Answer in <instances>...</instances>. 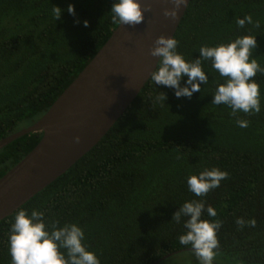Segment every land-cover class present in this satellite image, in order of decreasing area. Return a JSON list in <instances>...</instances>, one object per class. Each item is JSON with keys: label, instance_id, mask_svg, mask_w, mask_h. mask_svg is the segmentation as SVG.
<instances>
[{"label": "trees", "instance_id": "1", "mask_svg": "<svg viewBox=\"0 0 264 264\" xmlns=\"http://www.w3.org/2000/svg\"><path fill=\"white\" fill-rule=\"evenodd\" d=\"M69 4L74 16L67 12ZM111 4L0 0V139L35 122L102 46L118 25L111 20ZM54 6L63 10L58 20ZM245 15L260 27L246 23L238 28L236 20ZM246 34L257 40L250 59L264 67V0H189L172 37L177 51L190 61L198 58L202 45ZM202 68L208 83L191 98L177 99L171 88L154 85L149 77L89 151L0 219V264H11L8 232L19 209L44 212L49 226L76 223L100 264H199L196 259L171 260L191 250L179 243L182 223L171 220L191 200H203L206 208L216 210V217L205 211L202 219L222 222L215 251L264 264V74L253 78L260 88L261 111L233 116L229 107L212 103L223 78L210 61H203ZM160 93L167 97L164 103ZM237 119L248 121V127H238ZM41 135L30 132L2 147L0 176ZM212 167L228 177L196 197L188 190L187 176ZM237 218L255 225L240 227Z\"/></svg>", "mask_w": 264, "mask_h": 264}, {"label": "clouds", "instance_id": "2", "mask_svg": "<svg viewBox=\"0 0 264 264\" xmlns=\"http://www.w3.org/2000/svg\"><path fill=\"white\" fill-rule=\"evenodd\" d=\"M172 8L164 9V16L176 18L177 12L185 0H171ZM143 9L140 0H112L110 13L114 24L135 26L143 22ZM62 9L54 6L52 12L56 20L60 19ZM67 12L75 15L74 6L69 4ZM254 22L250 15L236 20L238 28ZM87 26V21H84ZM178 41L172 37L159 36L150 48V55L156 57L154 70L150 80L154 85H162L173 90L174 96L191 98L193 93L201 91V85L208 83V75L202 68L203 61H210L222 83H217L212 103L225 105L231 109V115L239 112L259 113L261 111L259 84L253 79L257 73L264 74L262 67L255 58H251L252 50L257 47L256 35L237 36L227 43L214 46L202 45L198 58L186 61L177 51ZM183 81V83H181ZM166 95L160 93L158 99L164 103ZM240 128H247L248 121L237 119ZM79 142V137L74 138ZM228 177L226 171L212 167L205 168L198 174H190L186 178L188 190L196 197L206 195L210 190L218 188L220 182ZM209 217H216V210L205 207L203 200L185 201L172 215V221L183 225V233L178 237L182 246H190L199 264H213L215 250L219 247L217 232L222 226L219 220L202 219L204 212ZM186 218V219H182ZM255 225L254 220L245 221L237 218L236 224ZM51 227V231H49ZM85 233L76 223H65L57 227L45 222V213L32 210L29 214L24 209L15 213L8 232V252L11 264H100L95 252L88 250Z\"/></svg>", "mask_w": 264, "mask_h": 264}, {"label": "water", "instance_id": "3", "mask_svg": "<svg viewBox=\"0 0 264 264\" xmlns=\"http://www.w3.org/2000/svg\"><path fill=\"white\" fill-rule=\"evenodd\" d=\"M188 2L172 19L163 14L172 8L171 0H140L142 9L148 6L142 23L118 24L35 122L0 139L1 149L20 136L42 132L0 176V219L64 173L110 129L154 70L157 58L149 51L154 40L173 36Z\"/></svg>", "mask_w": 264, "mask_h": 264}, {"label": "rangeland", "instance_id": "4", "mask_svg": "<svg viewBox=\"0 0 264 264\" xmlns=\"http://www.w3.org/2000/svg\"><path fill=\"white\" fill-rule=\"evenodd\" d=\"M215 253L216 255H215L214 262L216 264H259V263H253V262H245L241 260L240 258L232 256L226 252L215 251ZM195 259L196 257L193 255V252L191 250L180 252L171 258V260H174L179 263H190Z\"/></svg>", "mask_w": 264, "mask_h": 264}]
</instances>
